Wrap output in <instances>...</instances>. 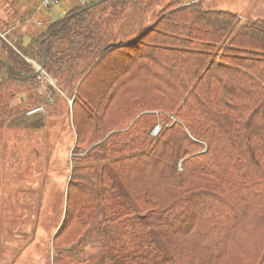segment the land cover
<instances>
[{"label": "trees", "instance_id": "trees-1", "mask_svg": "<svg viewBox=\"0 0 264 264\" xmlns=\"http://www.w3.org/2000/svg\"><path fill=\"white\" fill-rule=\"evenodd\" d=\"M178 5L168 3L165 10L176 9L120 38L88 23L99 5L74 6L27 44L15 37L47 73L77 71L75 123L87 105L89 129L100 127L111 108H123L118 118L131 121L142 101L178 118L154 141L155 116L142 114L94 147V155L104 152L96 156L102 163L73 168L55 264H264V20L240 22L232 12ZM1 41L7 44L2 35ZM118 49L133 57V71L103 99V109L94 107L85 86ZM7 50L0 58L5 85L38 78L20 53ZM49 92L44 86L38 100L52 103ZM143 137L150 146L142 148ZM76 186L89 191L77 215ZM94 235L107 247V263L76 252ZM232 247L244 250L231 253Z\"/></svg>", "mask_w": 264, "mask_h": 264}, {"label": "rangeland", "instance_id": "rangeland-1", "mask_svg": "<svg viewBox=\"0 0 264 264\" xmlns=\"http://www.w3.org/2000/svg\"><path fill=\"white\" fill-rule=\"evenodd\" d=\"M122 1L124 0H110L109 3L102 4L105 2L103 1L100 3L102 5L98 4L88 18V23L94 26L99 24L100 30L111 32L112 39L120 38L127 36L131 32L130 28L138 30L150 25L177 6L164 9L174 0H125L121 3ZM176 1L180 5L178 8L187 6L200 11L232 12L240 22L264 20V0ZM23 2L26 5L20 7L22 10L29 8L28 4L32 3L30 0ZM21 3V0H0V18L1 13L6 15V12H16L17 5ZM31 5L29 9H34L35 6ZM60 8L61 6L55 9L56 14H59ZM63 9L70 11L71 3H67ZM48 22L47 20L45 25ZM27 32L34 34L35 30L29 28ZM6 43L9 46L1 41L0 23V58L1 55L8 54L9 47L20 53L35 72L41 69L42 64L29 55V47L21 48V45L16 44L15 38ZM119 51L121 49L110 52L102 69H97L98 75L94 74L93 80L85 86V93L93 100L94 107L101 106L103 109L110 96H113L111 94H117L116 89L133 71V57L128 59L123 55L125 53ZM143 52L144 47L139 55ZM59 68L62 69L63 65H59ZM76 69L75 66L74 70ZM54 73L56 75L47 73L44 67L34 81L19 83L18 86L9 83L11 85L8 86L0 72V264H55L54 237L64 218L73 168L79 164L85 168L102 163L96 156L104 152L94 155V147L106 140L111 133L130 126L142 114L155 116L150 131L154 141L161 136L165 127L178 120L174 112H165L155 105L145 106L142 101L138 103L141 107L134 105L133 120L118 118L123 114V108L119 114L111 108L103 113L100 127L89 129L91 124L86 120L89 105L82 109L84 111L78 116L79 121L74 122V92L80 83V78L77 81V71L57 70ZM100 76L104 79L101 89L100 86L97 87ZM3 85L5 86L2 87ZM44 86L50 89L49 95L45 96L52 102L49 105L38 100L39 90H43ZM103 99L106 102H102ZM122 103L124 107L127 101ZM151 124L148 123V126ZM156 127H159L158 132L155 131ZM77 128L82 129L80 140L77 139ZM152 140L143 137L142 148L150 146ZM91 174L95 175L94 171ZM91 177L96 179V176ZM90 178L83 181L85 187L89 188ZM73 194L74 206L71 210L77 215V204L83 203L89 191L76 186ZM93 237L95 238L89 240L86 246L76 251L77 254L84 259L92 258L99 263L104 260L107 263V247L104 246L103 239L97 240L95 235ZM232 248L234 251H229L236 254L244 250L242 247Z\"/></svg>", "mask_w": 264, "mask_h": 264}, {"label": "crops", "instance_id": "crops-1", "mask_svg": "<svg viewBox=\"0 0 264 264\" xmlns=\"http://www.w3.org/2000/svg\"><path fill=\"white\" fill-rule=\"evenodd\" d=\"M21 1L22 3L20 5H17L18 7L16 12H6V15L1 13V35L8 41H10V39L12 38H15L16 36H20L22 38V41L26 44L30 41V33L27 32L29 28H32V30L34 29L35 32H37L39 29H44L47 27L50 21H54L69 13L70 8L67 10L63 9L65 5H67V3H71V9L74 6L78 5L75 0H63V2L57 6H61V11H59V14H56L55 9L57 7H55V9L53 8L49 12L37 11L41 2L40 0H30L32 1V3H30L35 6L34 9H29L32 7V5L28 4L29 8L22 10L20 9V7L23 4L26 5V2H23V0ZM72 3L74 4V6H72ZM47 20L49 22L45 25V22H47Z\"/></svg>", "mask_w": 264, "mask_h": 264}, {"label": "built area", "instance_id": "built-area-1", "mask_svg": "<svg viewBox=\"0 0 264 264\" xmlns=\"http://www.w3.org/2000/svg\"><path fill=\"white\" fill-rule=\"evenodd\" d=\"M40 1H41L40 5L37 9V11H40V12L41 11L49 12L50 10H52L53 8L55 9V7H57L63 2V0H40ZM75 1L79 6L85 7V5L92 4L98 0H75ZM158 130H159V127H156L155 131L158 132Z\"/></svg>", "mask_w": 264, "mask_h": 264}, {"label": "water", "instance_id": "water-1", "mask_svg": "<svg viewBox=\"0 0 264 264\" xmlns=\"http://www.w3.org/2000/svg\"><path fill=\"white\" fill-rule=\"evenodd\" d=\"M103 1H105V0H98V1L92 3V4L88 5V6H85V7L82 8L80 11L85 10V9H89V8H91V7H94L95 5H98V4L102 3ZM47 29H48V28H47ZM44 67H45V64L43 63L42 66H41V69H40L39 71H37V72L35 73V75H37V74H38V73H39ZM7 70H8V69H7Z\"/></svg>", "mask_w": 264, "mask_h": 264}, {"label": "flooded vegetation", "instance_id": "flooded-vegetation-1", "mask_svg": "<svg viewBox=\"0 0 264 264\" xmlns=\"http://www.w3.org/2000/svg\"><path fill=\"white\" fill-rule=\"evenodd\" d=\"M4 40H5V39H4ZM5 42H8V41H7V40H5ZM43 63H44V62H43ZM41 66H42V65H41ZM35 73H36V72H35ZM35 73H34V74H35Z\"/></svg>", "mask_w": 264, "mask_h": 264}]
</instances>
